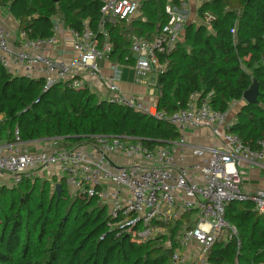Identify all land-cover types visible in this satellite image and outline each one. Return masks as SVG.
Instances as JSON below:
<instances>
[{
    "label": "trees",
    "instance_id": "obj_1",
    "mask_svg": "<svg viewBox=\"0 0 264 264\" xmlns=\"http://www.w3.org/2000/svg\"><path fill=\"white\" fill-rule=\"evenodd\" d=\"M167 2L143 0L140 16L108 25L114 60L134 64L132 43L135 38L153 41L161 32L169 21ZM102 3L0 0V7L8 9L31 37H48L57 15L70 27L81 29L88 23L98 31ZM197 14L201 22L187 24L184 39L168 56L167 69L158 75L157 107L172 113L186 107L193 94L212 92L213 107L227 110L245 100L244 93L256 81L258 101L245 100L231 131L257 147V140L264 138V0H200ZM45 85L44 78L12 75L0 63L2 139L13 141L16 127L24 141L63 137L71 145L92 141L97 134L141 138L150 147L180 136L168 121L112 102L90 87ZM62 184L60 194L39 178L0 185V264H173V252L186 229L182 221H156L168 233L139 240L109 227L105 204L95 198H71ZM226 216L238 229L241 245L236 236L220 240L210 250L209 261L264 264V215L251 201H233Z\"/></svg>",
    "mask_w": 264,
    "mask_h": 264
},
{
    "label": "built area",
    "instance_id": "obj_2",
    "mask_svg": "<svg viewBox=\"0 0 264 264\" xmlns=\"http://www.w3.org/2000/svg\"><path fill=\"white\" fill-rule=\"evenodd\" d=\"M141 3L103 0L98 31L88 23L81 29L70 27L60 15L53 17V34L48 37H31L26 29L15 31L0 24V63L12 75L44 78L45 89L58 82L91 88L90 76H95L108 89L110 101L168 121L179 130V138L150 147L141 138L97 134L92 141L67 146L63 137L24 141L16 127L13 141L0 137V184L8 180L16 186L24 179L40 177L64 182L68 192L78 198H95L105 204L110 228L133 233L139 240H147L153 229L161 228L154 224L156 221H182L186 229L173 252L172 263L190 264L185 249L195 243L196 264H221L211 263L208 255L218 241L238 238V229L226 216L228 205L251 201L264 215V189L245 190L239 170L244 162L264 159V138L252 147L232 132L236 120L229 118L230 108L213 107L212 92L206 96L195 93L186 107L170 113L125 93L116 83L118 61L113 65L114 75L109 79L103 76L101 62L110 59L114 50L108 25L134 17ZM165 11L169 21L153 41L135 38L132 43L130 52L138 55L134 68L141 78L165 72L168 56L184 39L185 27L190 23L189 0H168ZM63 24L76 55L72 61L58 59L52 53L59 44ZM98 33L103 36L99 38ZM14 41H19L18 48ZM129 59L127 55L125 60ZM199 127L208 128L218 143H190L187 130ZM42 142L44 145L38 146ZM187 153L202 162L186 164ZM189 223L194 225L187 227ZM171 245L168 240L167 246Z\"/></svg>",
    "mask_w": 264,
    "mask_h": 264
},
{
    "label": "crops",
    "instance_id": "obj_3",
    "mask_svg": "<svg viewBox=\"0 0 264 264\" xmlns=\"http://www.w3.org/2000/svg\"><path fill=\"white\" fill-rule=\"evenodd\" d=\"M195 20L196 16L191 15L190 22H195ZM0 24L15 31L20 29V24L17 19L9 12L8 9L2 7H0ZM14 45L18 48L20 45L19 41H14ZM52 53L56 58L65 59L67 61H72L76 57L72 47L71 35L65 24H63L62 31L59 34V44L53 49ZM116 62L117 60H114L112 57L101 62L102 73L105 78L109 79L114 75L113 65ZM90 81L93 83L91 88L94 91H98V93H100L103 97L109 96V91L106 89L102 80L95 76H90ZM116 83L125 93L140 97L148 104L157 105L159 98L158 74L153 72L141 78L138 76L136 69L134 68V64H120L119 72L116 76ZM244 102L245 100L235 101L232 103L229 113L230 119L236 120L237 113ZM186 135L190 143H218L213 139L211 131L206 127H199L196 129L190 128L187 130ZM197 162H202V159L196 158L187 153L185 157L186 164L193 165ZM239 170L241 172L242 186L245 190L255 191L257 189H264V159L259 160L256 163L244 162L240 166ZM0 185L10 186V181L7 180L6 183H1ZM196 251L197 245L195 243L185 249V252L190 255V264H196Z\"/></svg>",
    "mask_w": 264,
    "mask_h": 264
},
{
    "label": "rangeland",
    "instance_id": "obj_4",
    "mask_svg": "<svg viewBox=\"0 0 264 264\" xmlns=\"http://www.w3.org/2000/svg\"><path fill=\"white\" fill-rule=\"evenodd\" d=\"M199 3H200V0H190V7H191V15L193 16H196V20H195V22H201V19H200V17L198 16V14H197V7H198V5H199ZM140 11L134 16V17H137L138 15L140 16ZM107 89V88H106ZM98 92V91H97ZM100 94V93H99ZM103 97V96H102ZM106 97V96H105ZM108 97V96H107ZM65 144L67 145V146H71V143L69 142V141H65ZM44 144H43V142L42 143H40L38 146H43ZM39 179H41V180H47L48 181V183H50V188L51 189H54V188H56V181H54V180H49L48 178H46V177H40ZM56 180V179H55ZM58 183V182H57ZM10 186H13V182L11 181L10 182ZM69 196L71 197V198H75V197H77V195L75 194V193H70L69 194ZM190 220H192V218H190ZM190 220L189 221H187V222H190ZM190 224V223H189ZM183 228V227H182ZM153 235H151V236H156L157 234H160V233H168V230L165 228V227H161V228H158V229H153ZM223 234H225V231H223Z\"/></svg>",
    "mask_w": 264,
    "mask_h": 264
},
{
    "label": "water",
    "instance_id": "obj_5",
    "mask_svg": "<svg viewBox=\"0 0 264 264\" xmlns=\"http://www.w3.org/2000/svg\"><path fill=\"white\" fill-rule=\"evenodd\" d=\"M134 58L137 59L138 55L135 54ZM259 94L258 83L255 81L252 87L244 93V99L247 102H257ZM56 191L60 194L63 190V184L61 182L56 183Z\"/></svg>",
    "mask_w": 264,
    "mask_h": 264
}]
</instances>
